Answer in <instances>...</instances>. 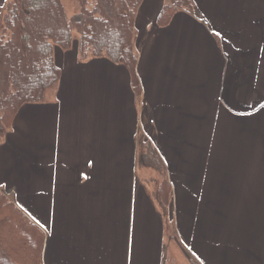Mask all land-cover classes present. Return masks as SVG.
Returning a JSON list of instances; mask_svg holds the SVG:
<instances>
[{
	"label": "crops",
	"instance_id": "0c3cea01",
	"mask_svg": "<svg viewBox=\"0 0 264 264\" xmlns=\"http://www.w3.org/2000/svg\"><path fill=\"white\" fill-rule=\"evenodd\" d=\"M169 1L136 11L138 94L74 33L53 48L56 87L0 143V189L44 231V264H264V0H193L160 25Z\"/></svg>",
	"mask_w": 264,
	"mask_h": 264
},
{
	"label": "trees",
	"instance_id": "16d2710c",
	"mask_svg": "<svg viewBox=\"0 0 264 264\" xmlns=\"http://www.w3.org/2000/svg\"><path fill=\"white\" fill-rule=\"evenodd\" d=\"M142 0H74L68 15L61 0H7L0 14V143L24 104L41 103L60 78L53 48L69 49L77 34L80 59L105 57L124 66L136 94L137 53L134 18ZM195 14L193 0H170L157 23L165 25L176 11ZM138 157L140 165L161 171L156 199L166 206L168 182L158 152L149 142ZM141 146V147H142ZM45 233L0 189V264H44ZM191 257V256H190ZM193 264H198L191 257Z\"/></svg>",
	"mask_w": 264,
	"mask_h": 264
},
{
	"label": "rangeland",
	"instance_id": "374dc122",
	"mask_svg": "<svg viewBox=\"0 0 264 264\" xmlns=\"http://www.w3.org/2000/svg\"><path fill=\"white\" fill-rule=\"evenodd\" d=\"M61 2H62V4L64 5V8H65V10H66V13L68 14V15H73L74 13H76L77 12V9H78V7H77V4L74 2V0H61ZM75 36L77 37V34H75ZM142 148V150H141V152L143 151L144 152V146H142L141 147ZM140 165V164H139ZM142 166H144V169H146V168H151L152 169V172H154L155 174H148L147 172H144L145 170H142L143 172H142V176H144L145 178H147V179H149V181H147L148 183H149V186H150V189H151V191H153L154 192V187H153V185H155V183L156 182H160V181H162V179H163V174L161 173V171H159V174H157V172L155 171V170H157L156 168H154V167H152V166H148V165H142ZM143 169V168H142ZM144 173V174H143ZM161 179H160V178ZM160 180H159V179ZM156 181V182H155ZM154 183V184H153ZM10 198H11V196H10ZM163 208V210H165L166 211V207H162ZM180 252V251H179ZM168 254H170V248L168 247ZM179 256L181 257V254H179ZM187 258V257H186ZM186 261H187V263H189V261L188 260H186L185 259V261L182 263V264H184V263H186ZM175 264H177V261L175 262ZM189 264H191V263H189Z\"/></svg>",
	"mask_w": 264,
	"mask_h": 264
}]
</instances>
